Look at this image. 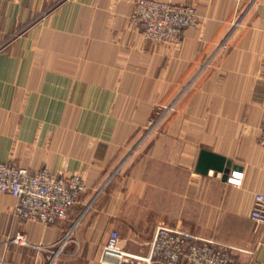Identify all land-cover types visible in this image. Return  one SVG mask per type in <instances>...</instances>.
Masks as SVG:
<instances>
[{
	"label": "crops",
	"instance_id": "crops-1",
	"mask_svg": "<svg viewBox=\"0 0 264 264\" xmlns=\"http://www.w3.org/2000/svg\"><path fill=\"white\" fill-rule=\"evenodd\" d=\"M165 1L197 8L179 47L143 37L136 0H0V162L86 185L54 224L24 219L0 191V258L118 264L164 223L264 264V228L250 216L264 194V0ZM202 149L230 158L228 179L241 183L197 172Z\"/></svg>",
	"mask_w": 264,
	"mask_h": 264
},
{
	"label": "built area",
	"instance_id": "built-area-1",
	"mask_svg": "<svg viewBox=\"0 0 264 264\" xmlns=\"http://www.w3.org/2000/svg\"><path fill=\"white\" fill-rule=\"evenodd\" d=\"M130 22L142 26L141 32L146 40L179 47L183 44L185 29L199 25V16L197 8L190 3L136 0ZM259 143L264 148V120ZM228 180L240 184L241 174ZM85 190V182L78 174L67 175L47 168L31 171L0 162V191L18 199L16 212L26 220L46 224L65 220ZM250 216L258 227L264 228V194L255 196ZM14 242L26 244L25 234L17 233ZM119 242V233L111 231L106 250L115 251ZM64 244L65 240L61 245ZM238 250L229 243L161 223L156 226L143 255L121 258L118 264H241L236 258ZM0 264L16 263L0 258Z\"/></svg>",
	"mask_w": 264,
	"mask_h": 264
},
{
	"label": "water",
	"instance_id": "water-1",
	"mask_svg": "<svg viewBox=\"0 0 264 264\" xmlns=\"http://www.w3.org/2000/svg\"><path fill=\"white\" fill-rule=\"evenodd\" d=\"M232 168L236 169L237 166L232 164L230 158H225L205 149L200 151L196 164L197 172L206 174L212 171L223 180H227Z\"/></svg>",
	"mask_w": 264,
	"mask_h": 264
},
{
	"label": "rangeland",
	"instance_id": "rangeland-1",
	"mask_svg": "<svg viewBox=\"0 0 264 264\" xmlns=\"http://www.w3.org/2000/svg\"><path fill=\"white\" fill-rule=\"evenodd\" d=\"M171 106L169 105L167 108H164V115L166 114L167 110H170ZM163 119V116L160 114L157 117H153L149 120V123L147 124V127L149 128V130L154 129L159 122Z\"/></svg>",
	"mask_w": 264,
	"mask_h": 264
},
{
	"label": "trees",
	"instance_id": "trees-1",
	"mask_svg": "<svg viewBox=\"0 0 264 264\" xmlns=\"http://www.w3.org/2000/svg\"><path fill=\"white\" fill-rule=\"evenodd\" d=\"M71 209V208H70Z\"/></svg>",
	"mask_w": 264,
	"mask_h": 264
}]
</instances>
